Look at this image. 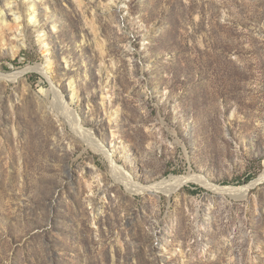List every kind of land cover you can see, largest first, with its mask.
<instances>
[{
    "label": "rangeland",
    "instance_id": "374dc122",
    "mask_svg": "<svg viewBox=\"0 0 264 264\" xmlns=\"http://www.w3.org/2000/svg\"><path fill=\"white\" fill-rule=\"evenodd\" d=\"M17 7L21 37L10 17L0 22V73L48 60L51 81L35 71L0 81V264H264V179L243 197L196 181L170 196L131 194L63 113L77 112L140 185L188 175L219 187L255 182L264 0ZM70 81L78 98L64 105L51 87L67 97Z\"/></svg>",
    "mask_w": 264,
    "mask_h": 264
},
{
    "label": "bare ground",
    "instance_id": "6f19581e",
    "mask_svg": "<svg viewBox=\"0 0 264 264\" xmlns=\"http://www.w3.org/2000/svg\"><path fill=\"white\" fill-rule=\"evenodd\" d=\"M6 1L8 2V4H7L8 5V13H10V15H4L3 12L0 11V22L3 26L6 27L8 24L5 22V20L10 17L15 24L14 29L17 31V36L21 37L22 31H19L20 25H21L20 24L21 17L18 13L19 8L17 7V1H19V0H6ZM37 12L38 11H36L34 3L29 2V5L26 9V13L29 17V22L32 23L34 26L37 25V20H36ZM43 37H44V34L39 32L38 33L39 43L41 44L42 48H45L43 50L46 51L47 44L44 42ZM21 46H23V42H22ZM30 71L39 72L42 75H44L48 79L49 82L51 81L50 64H49L48 60H46L45 64H37V65H34L32 67H27L22 71L10 73V74L0 73V81L14 82V81L18 80L19 78H21L25 73L30 72ZM68 87H69L70 91H69V95L67 97L65 95H63L61 92H59V90L56 87H54L53 85L51 87L52 88L51 91L53 92L54 96H56L60 100V102H62V104H64V105H66V103L69 105L73 104L77 101V98H78L77 93L75 92L74 85L71 81L69 82ZM65 107H67V106H65ZM61 108H63V107H61ZM64 112L67 113L66 116L69 115L68 119L70 121V126H71V130H72L73 134L75 136H77L79 139H81L82 141H84L90 150L102 154L104 159L110 165V168H111L110 170L112 172L113 177L116 179L117 183H119L125 187V189L128 193H131V194H135V193L136 194H139V193L156 194L158 192H165V194L168 193V195H169L172 191L181 189L182 186H184L185 184H187L190 181L199 182V184L200 183L203 184L209 190L211 189V191L218 193L220 196H223V197H225V196L243 197L247 194L248 190L250 189L249 188L250 185L243 186V187H230V186L229 187H219V186H215L213 184H210L207 181H204V179L202 180L198 176H193V175L192 176H189V175L188 176H171L169 179H164L162 181L156 182V183L149 185V186L148 185L147 186L140 185L135 181V179L131 175H129L124 170L123 167L117 165V163L115 161L116 156L114 153L116 151V149H109V150L106 149V147H104V145L95 137V135L91 131H89L83 127L82 120L77 115V112L70 111L69 109H66V111H63V113ZM263 179H264V171L260 175L258 180H256L255 182H252L251 185H256L259 182H261Z\"/></svg>",
    "mask_w": 264,
    "mask_h": 264
},
{
    "label": "water",
    "instance_id": "95a60500",
    "mask_svg": "<svg viewBox=\"0 0 264 264\" xmlns=\"http://www.w3.org/2000/svg\"><path fill=\"white\" fill-rule=\"evenodd\" d=\"M263 182V181H262ZM259 184V183H258ZM250 186H249V188L251 189V188H254L256 185H251V183L249 184Z\"/></svg>",
    "mask_w": 264,
    "mask_h": 264
}]
</instances>
